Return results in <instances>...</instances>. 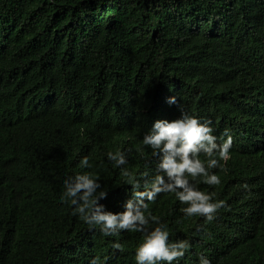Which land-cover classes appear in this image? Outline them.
Instances as JSON below:
<instances>
[{"label": "trees", "instance_id": "trees-1", "mask_svg": "<svg viewBox=\"0 0 264 264\" xmlns=\"http://www.w3.org/2000/svg\"><path fill=\"white\" fill-rule=\"evenodd\" d=\"M178 105L218 143L231 132L220 185L198 183L227 207L207 224L174 194L148 210L190 242L181 264H264V0H0V264H135L141 234L90 229L63 180L95 173L101 203L123 211L131 185L106 153L125 152L143 184L158 162L143 135Z\"/></svg>", "mask_w": 264, "mask_h": 264}, {"label": "clouds", "instance_id": "clouds-1", "mask_svg": "<svg viewBox=\"0 0 264 264\" xmlns=\"http://www.w3.org/2000/svg\"><path fill=\"white\" fill-rule=\"evenodd\" d=\"M167 103L176 105L177 98L172 96ZM179 110L180 118L172 121L157 119L143 135L142 145L151 149L152 156L158 161L154 175L147 166L140 173L143 184L126 167L128 158L125 152L106 153L107 160L120 169L126 183L131 185V195L123 204V211H109L101 203L109 192L104 190L95 173L85 171L66 176L63 180L61 201L68 203L72 208L71 214L82 219L90 229L98 227L105 237H119L123 232L141 234L142 243L135 250V264H181L191 247L188 240H170L167 223L148 210L149 204L155 203L161 194H174L176 200L184 205L179 209L183 219L199 216L206 224L217 219L219 211L227 207L225 201L214 199L215 192L201 191L198 183L220 185V176L211 170H224L223 163L229 160L233 144L231 132L225 129L222 142L218 143L211 120L198 119L180 107ZM79 167L92 168L88 156L80 159ZM111 247L115 251H123L119 240L111 242ZM108 259L95 257L90 264H107ZM198 264L212 262L199 254Z\"/></svg>", "mask_w": 264, "mask_h": 264}]
</instances>
